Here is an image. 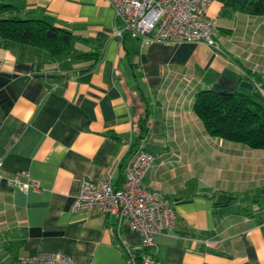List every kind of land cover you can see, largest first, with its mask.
<instances>
[{
    "label": "crops",
    "instance_id": "1",
    "mask_svg": "<svg viewBox=\"0 0 264 264\" xmlns=\"http://www.w3.org/2000/svg\"><path fill=\"white\" fill-rule=\"evenodd\" d=\"M3 1L50 17L76 39L60 59L0 39V264L54 251L85 264L126 263L124 247L140 232H118L116 216L72 204L83 176L123 184L146 109L140 143L156 161L145 187L177 214L174 228L156 236L158 264H264V148L212 136L195 112L204 89L264 90V14L247 12L249 0H214L216 49L121 39L107 0ZM20 172L41 190L8 187ZM222 193L229 202H217Z\"/></svg>",
    "mask_w": 264,
    "mask_h": 264
},
{
    "label": "built area",
    "instance_id": "2",
    "mask_svg": "<svg viewBox=\"0 0 264 264\" xmlns=\"http://www.w3.org/2000/svg\"><path fill=\"white\" fill-rule=\"evenodd\" d=\"M121 21L113 33L121 39L125 34L145 41L204 42L220 49L216 19L209 14L214 0H107ZM264 96V90L257 85ZM156 161V156L139 143L125 165L126 179L119 187L112 183L111 174L92 180L85 176L73 201L72 209L98 207L104 214L117 218L118 232L127 225L141 234L136 245H125L126 263L135 264V252L145 249L141 264H158L153 257L156 236L172 230L176 211L170 200L158 191L145 187L144 179ZM24 177V179H23ZM7 186L27 192L40 191L39 183L27 172L14 174ZM12 264H85L62 251L38 252L18 256Z\"/></svg>",
    "mask_w": 264,
    "mask_h": 264
},
{
    "label": "trees",
    "instance_id": "3",
    "mask_svg": "<svg viewBox=\"0 0 264 264\" xmlns=\"http://www.w3.org/2000/svg\"><path fill=\"white\" fill-rule=\"evenodd\" d=\"M244 9L251 14H264V0H249ZM0 39L5 47L28 45L44 50L52 59H60L71 53L76 37L69 30L54 25L48 16H24L19 6L0 0ZM195 112L212 136L244 143L251 148H264V96L259 90H201ZM136 127L138 141L131 152L148 135V109L139 116ZM145 252V249L135 252V264L142 263Z\"/></svg>",
    "mask_w": 264,
    "mask_h": 264
},
{
    "label": "water",
    "instance_id": "4",
    "mask_svg": "<svg viewBox=\"0 0 264 264\" xmlns=\"http://www.w3.org/2000/svg\"><path fill=\"white\" fill-rule=\"evenodd\" d=\"M229 196H227L226 194H220V195H218V198H217V202L218 203H227V202H229Z\"/></svg>",
    "mask_w": 264,
    "mask_h": 264
}]
</instances>
